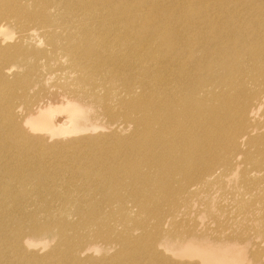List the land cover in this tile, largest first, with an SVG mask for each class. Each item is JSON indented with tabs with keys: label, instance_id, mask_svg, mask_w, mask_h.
Returning <instances> with one entry per match:
<instances>
[{
	"label": "bare ground",
	"instance_id": "bare-ground-1",
	"mask_svg": "<svg viewBox=\"0 0 264 264\" xmlns=\"http://www.w3.org/2000/svg\"><path fill=\"white\" fill-rule=\"evenodd\" d=\"M239 1L234 11L213 1L187 14L179 10L180 0H0V135L7 138L0 145V264H136L139 253L142 262L159 257L161 264L154 245L160 218L172 219L182 206L166 197H180L192 187L196 193L217 162L230 172L238 167L225 157L220 127L209 116L218 105L231 110L229 100L240 102L244 116L264 106V0ZM9 39L12 43L1 44ZM50 63L54 67L34 74L35 67ZM60 76L65 83L58 85ZM47 99L63 104V120L55 117L59 125L32 112H47ZM83 109L103 118L90 115L86 126L71 121L66 132H89L67 143L66 114ZM203 123L216 139L213 153L206 147L195 151L196 127ZM48 126L49 135L28 132ZM100 128L105 130L93 132ZM240 133L247 143L250 137L264 141L244 127L232 138ZM48 136L56 139L45 144ZM26 152L32 161L16 163ZM239 153L250 154L236 145L232 155ZM198 157L192 165L189 159ZM258 158L259 172L264 159ZM176 171L181 181L173 184L169 179ZM150 198L161 202L149 203ZM127 199L144 213L162 207L158 223L134 236L108 213L101 225L88 226L105 205L111 209L110 200L123 205ZM50 233L57 248L46 259L25 248L32 237ZM178 233L174 223L171 238ZM96 243L115 244L113 257L80 258ZM184 254L197 255L200 264H223L204 250Z\"/></svg>",
	"mask_w": 264,
	"mask_h": 264
},
{
	"label": "rangeland",
	"instance_id": "rangeland-1",
	"mask_svg": "<svg viewBox=\"0 0 264 264\" xmlns=\"http://www.w3.org/2000/svg\"><path fill=\"white\" fill-rule=\"evenodd\" d=\"M180 1L181 5L179 10L185 11L187 14H191L190 11L198 13L203 7L210 8L207 2L216 1L219 3V6L222 5L224 8H229L233 11L235 8L240 7L238 2L241 3L239 0H204V2L197 0ZM220 13L221 12H219V14ZM174 22L179 25L181 24L179 19H176ZM12 41V39L3 40L1 44L12 43ZM26 45L31 46L28 41ZM51 67H54L51 63L46 67L45 65L35 67L34 74L41 68ZM15 68L16 66L14 70ZM64 81L65 79L61 76L58 79L56 78V83L58 85L65 83ZM214 90L217 92L220 90V87L217 86ZM35 101L38 100L35 99ZM225 103L228 107L229 105L231 106V110L218 105L214 111L219 110L220 114H218V116L213 115V111L209 116V120H211V124L215 127H220L217 130L219 137L223 140L222 149L227 153L225 157L232 163L236 162L238 167L236 170L230 172V170H227L228 168H223L219 164L220 162H217L214 166L215 171L205 178L207 184L200 186V189H197L196 193L195 187H192L187 190V192L182 193L180 197H166L167 199L164 197V200L166 199L167 202L174 201V204L182 203V206L180 209H177L172 219L168 215L160 218V234L154 245H156L161 252L160 257H163L161 264H200V259L197 255L190 257L184 254V251L188 249H195L196 251L204 250L210 258L223 264H264V230L262 229L264 226V218L261 216V208L264 207V169L258 172L254 167L259 159L258 157L264 159V141L260 138L250 137L247 143L246 139H244L246 137H243L241 133L235 138H232L233 133L240 127H244L245 130L251 131L252 135L260 134L264 136V106L244 116L238 112L240 102L229 100ZM47 104V112L41 113L40 109H34L32 112L36 114V116L47 114L51 121L54 120V123L59 125L60 123L55 120V117L56 119H62L63 114L60 111V107L63 106V104H59L57 101L54 102V100L50 99L47 101ZM79 104L80 102L78 105ZM203 104L209 111L210 107L206 105L205 101H203ZM90 115L94 119L97 118L99 121L103 118V115L100 113L88 114L86 109L80 111L78 115L66 114V120L62 126L66 130L62 133V138L67 140V143H70L73 136H78L83 132H89V128L77 132L66 131L71 121L78 123L79 126L88 125V123L91 122ZM2 127L3 125H0V133ZM50 128L49 126L46 128L29 127L28 132L40 137L41 135H49L48 131ZM210 128L211 125H206L205 123L196 127V131L199 133V138H197L199 147L195 149L197 154L205 149V147L210 148L209 153L215 152L216 139H214L212 133H208ZM104 130V128H100L93 132L98 133ZM54 139H56L55 136H48L44 143L51 144V141ZM225 139L226 143H224ZM250 139L254 140L251 141ZM6 141L7 138L2 137L1 134L0 145L6 143ZM19 144L24 145L22 142H19ZM236 145L239 150H249L250 154L244 156L239 153L237 157H235L232 155V151L233 147H236ZM199 158L200 157L189 159L190 163L192 165L196 164ZM31 159V152L22 153L16 163L31 162ZM13 172L17 173L18 170ZM181 176V171H176L175 176L170 177L169 180H171L173 184H176L181 181ZM242 181L246 182L250 187ZM192 191H194L193 195L188 196V193ZM170 198H175L176 200H171ZM149 200V203L161 202V200L157 198H150ZM109 204L111 209L107 211L108 206L105 205V209L103 208L102 212L90 222L88 225L89 227H92L95 223L101 225L103 215L111 213L115 215L111 220L112 222H116L114 220L118 217L121 222H124L123 225H118V227H125L128 233L136 236L156 225V223H158L156 216H158L163 209L157 206L152 209V212H140L138 206L135 205L132 199L125 200L123 203L124 206L116 200H110ZM164 207H167L166 202ZM174 223H178L179 233L171 238ZM48 225L54 228V223H49ZM83 231L86 234L89 233V229H84ZM188 234L191 235L186 239ZM224 235L231 236L232 239L227 241L221 238V236ZM200 237H203V239L201 240ZM56 240L57 237L54 239L53 234L50 233L42 237H32L29 240L31 244L24 246L27 250L36 253L35 256L37 258L42 256L43 259H46L48 251L53 253L56 251ZM148 246L153 247L150 241H148ZM115 251V244L109 243L102 246V243H96L94 246L80 252L79 256L83 258L89 254L98 257H113L112 254ZM142 255L143 254L140 256L139 253V256L135 259L136 264H158L159 257L156 263L154 260H144L142 262ZM167 257L174 262L169 261ZM58 259L59 258L56 256V260H53V262L58 261ZM18 264L34 263L21 260Z\"/></svg>",
	"mask_w": 264,
	"mask_h": 264
}]
</instances>
